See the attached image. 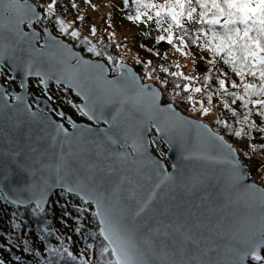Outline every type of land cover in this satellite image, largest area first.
<instances>
[{"label": "water", "instance_id": "obj_1", "mask_svg": "<svg viewBox=\"0 0 264 264\" xmlns=\"http://www.w3.org/2000/svg\"><path fill=\"white\" fill-rule=\"evenodd\" d=\"M20 5L19 14L24 16V22L19 26L22 34L19 38L8 30L10 22L6 17L0 20L5 25L0 29L3 36L0 40V91L7 93L10 105L22 109L26 103L36 116L24 112L14 115L15 109H8L6 117L0 118L3 130L0 152L20 151L19 159L27 165L22 167L11 163L9 157H0L3 160L0 193L5 200L20 208L36 206L37 201L42 200L44 211L57 191H65L93 206L100 232L96 204L86 199L79 189L69 191V188L90 175L88 164L99 162L106 166L111 163L116 171L108 174L105 167L104 188L100 190L110 197L115 190L114 199L127 209L123 228L134 245L137 259L145 264H168L170 260L181 258L179 242L183 238L179 233L164 237L152 231L157 222L164 219L186 222L184 230L191 228L194 238L200 241L198 246L189 245L193 253L197 247L200 249L199 259H211L213 264L220 260L224 264L231 257L229 249L236 240H247V234L258 227L264 207L260 200L264 185L249 175L237 147L207 121L187 114L174 103H164L162 88L153 81H144L133 65L119 62L117 73L111 75L106 61L85 56L67 39L56 35L50 26L44 28L42 37L41 30L35 26L43 17L42 11L31 0H20ZM28 8H33L36 15L28 13ZM3 68L24 87L17 91L13 83L3 84ZM29 71L33 75H29ZM36 72L42 75L37 76ZM126 76L135 77V83H126ZM33 78L46 80L43 83L46 91L52 82L71 89L81 99L79 109L88 121H77L70 116L71 126L67 127L56 119L48 98L29 95V80ZM16 95L22 96L23 101H16ZM85 105L94 106L97 113L102 110L106 120L119 112L118 124L108 133H118L119 143L105 142V147L110 152L130 153L128 160L121 163L112 156L104 160L95 155L96 145L91 141L105 140V130L112 125L84 115L88 110ZM59 112L64 115L61 109ZM17 118L25 121L19 130L13 128ZM158 126L166 127L167 131L158 132ZM61 129L66 130L67 135ZM29 130L30 137L26 135ZM141 131L146 149L137 154L131 145ZM163 144L167 147V162L153 151V146L159 149ZM104 155L108 156V152ZM232 160L239 163L238 177L230 163ZM59 164L63 166L57 170ZM124 176L128 180L120 183ZM161 180L164 183L156 188ZM117 183H120L118 190ZM153 191L156 199L152 210L135 217L139 203ZM165 205H171L173 213L178 215L170 213L160 217L156 210ZM100 235L105 241L101 232ZM173 251L177 256L165 255ZM258 251L263 255L264 248ZM250 259L252 256H247L244 264H252Z\"/></svg>", "mask_w": 264, "mask_h": 264}, {"label": "trees", "instance_id": "obj_2", "mask_svg": "<svg viewBox=\"0 0 264 264\" xmlns=\"http://www.w3.org/2000/svg\"><path fill=\"white\" fill-rule=\"evenodd\" d=\"M41 1L43 2V9L40 6L39 9L42 11L44 19L49 15L47 5L53 0ZM73 1L55 0L58 9L63 11L66 8L68 12L74 15L73 19L70 18V21L72 20L71 25L78 24L80 17L84 16L74 10ZM133 1L135 0H128L127 8L116 10L113 21L108 23L101 32H95L93 35L86 32L89 37L87 41L85 42V39L81 40L79 46L74 45V47L81 50L85 56L106 61L110 67L111 74H114L118 71L116 67L118 60L115 58L109 60L108 57L111 55L106 51L113 46H117V41L111 38L114 35L113 32L119 29L123 30V35L132 34L129 36V40L132 41L133 47L127 51V54L133 50L135 52V60L129 63L139 73L148 68L154 70L150 72L162 84L160 85L161 88L169 87L176 95V101H171V103L186 104L184 106H186L187 110L184 108L183 111L192 115L190 108L193 106L197 96V92H194L193 89L201 88L198 96L201 98L203 107H207L210 111L217 113L216 119L212 120L211 124L216 125V129L222 132L235 146H238V143H242L244 147L236 146L240 153L246 152L244 148H247V152H259L264 155V147H262L264 146V116L260 115L261 106L249 103L245 107L243 100L231 95L233 92L241 96L245 95L243 87H236L235 85H243L244 83H255L258 85L260 83L259 77L247 74L246 70V75L242 80L232 66L225 63L222 58L223 54L214 55L210 48L204 47L208 37H205L203 33H199L198 30L206 26L201 25L198 18L189 20L185 15L181 21L182 27L173 26V39L170 43L167 38L158 40L159 36L164 35L167 37L168 35L164 29L168 28L171 20L170 17L165 16L159 25L163 28L162 33H159L158 37L154 32L148 31L139 41L138 37L142 32V26L154 27L152 24L157 23L158 18L154 19L155 22L153 19L148 18L145 21L129 19V16H133L130 14L131 10L134 11V9L130 8L135 4ZM144 2L164 4L166 0H144ZM109 21L111 19H108ZM66 23L68 22L66 21ZM53 24L52 30L56 35L63 36L65 39L67 34L71 35L72 26L67 32H64L58 21H54ZM217 30H220V26H217ZM197 35L200 36L199 40H196ZM210 35L211 33L209 32ZM181 36L184 37L183 41L179 40ZM194 40L195 42H193ZM175 45L177 46L174 47ZM93 46H95L96 51H88ZM179 47H182L183 51H188L193 57L194 68L192 75L184 74L177 67L180 58L177 59L176 51ZM170 51L175 52L171 55L169 54L171 53ZM97 52L100 55H97ZM165 68L168 69L167 72L163 71ZM173 72H181L183 75L179 77L173 76L171 75ZM184 76L191 77V81L185 80ZM221 79L225 81L224 89L220 87L219 82ZM158 82L156 84H159ZM209 94H211V99H209ZM189 96L192 97L191 100L188 99ZM261 98L255 95L246 97L249 100ZM225 101L229 105L227 108L224 107ZM77 114L78 116L74 115V117L85 119L79 110ZM245 117H247V122L241 123ZM219 121H224V123ZM253 124L255 127H250ZM241 129L244 130L245 134L239 137L236 136L235 132ZM253 145H256L255 149H253ZM153 151L156 156L167 162V147L164 144L159 149L153 146ZM75 200L79 203L76 204ZM81 204L83 206H92L91 204H86L79 197L60 190L52 196L47 208L41 211L35 205L27 208L14 206L7 202L0 193V264H48L49 261H52L53 264H84V260H87L88 264H106V261L113 257L110 255V250L109 252L101 251L106 242L100 235L94 208L85 210L81 208ZM2 207L7 208L6 212L2 211ZM33 209H36V211L34 212ZM9 215L11 216L10 219H12L11 228L18 233V240L15 241L9 238V233L6 231L10 221ZM63 222H67L66 227L62 224ZM29 240H31L32 244H30ZM90 245L91 247H89ZM37 246L40 250L37 249ZM26 249H30V251H26ZM52 249H57L58 252L54 253ZM68 253L74 255L76 259L73 260ZM60 254H63L62 259ZM18 256L20 257L19 260H17ZM250 262L252 264H264V262L254 259H250Z\"/></svg>", "mask_w": 264, "mask_h": 264}, {"label": "snow or ice", "instance_id": "obj_3", "mask_svg": "<svg viewBox=\"0 0 264 264\" xmlns=\"http://www.w3.org/2000/svg\"><path fill=\"white\" fill-rule=\"evenodd\" d=\"M128 0H125L127 4ZM137 5V15L129 16V19L139 20L141 15H147V13L141 12V8L147 9L152 8L155 11V15L158 18L157 24L160 25L165 16L170 17L171 23L168 28L164 29L168 33L167 37L161 35L158 37V40L168 39L171 43L172 28L173 26L182 27V19L184 16H187L189 20H195L198 18L199 23L206 27L199 28L198 32L203 33L205 37H208V40L205 42L204 47L210 48L212 53L223 54L222 58L225 63L230 64L233 70L241 77L243 80L247 74L256 77H259L260 83L257 85L255 83H244L243 85H235L236 87H243L245 95L241 96L236 92L231 93L232 96H236L238 99L244 101L245 107L249 103L256 104L260 107V115L264 116V0H166L164 4H154V3H145L144 0H135ZM55 0L53 3L47 5V11L49 14L53 12ZM27 7V6H25ZM199 9V11H198ZM21 5L20 0H0V20L2 18H7L9 20L8 30L12 32L17 38L22 34L19 31V26L24 22V16L20 15ZM28 13L35 16V10L33 8H28ZM148 19H152L151 16H147ZM83 19V17H80ZM59 24L62 31L67 32L71 27V24L66 23L63 19H60ZM31 23V20H29ZM217 26H220V30H217ZM5 25L0 22V29L4 28ZM209 32L211 35L209 36ZM93 33H95V27L93 26ZM72 37H79V31H72ZM184 37H179L180 41H183ZM200 36L197 35L196 40H199ZM0 40H3V36L0 35ZM87 38L85 37V42ZM195 42V40L193 41ZM178 50H182L179 49ZM88 51H96L95 46L88 49ZM97 55H100L97 52ZM109 60H113L114 57L109 56ZM151 63V61H149ZM101 67V66H97ZM179 67V65H177ZM163 71L167 72L168 69L165 68ZM33 75L31 71L28 73ZM35 75H42L40 72H36ZM173 76H182L181 72L171 73ZM151 76V73H149ZM185 80L191 81V77L184 76ZM46 80L41 81V83H46ZM126 83H135V77H125ZM109 83H115L114 81H109ZM220 87L225 88V81L220 80ZM23 88L24 85L21 84ZM142 91V89H141ZM194 92H201V88H194ZM226 91V89H225ZM259 96L261 99L249 100L246 97ZM85 99H88L86 96ZM153 103L155 102V94H153ZM189 100L192 99L191 96L188 97ZM209 99H211V94H209ZM16 101H23V97L20 95L15 96ZM87 111L84 112V115L89 116L93 120H104V123L112 125L109 129L105 130V140H93L92 144L96 145L95 155L97 157H103L104 160H107L109 156L115 157L119 162L123 163L128 160L131 156L127 152H110L107 147H105V142H110L111 144H117L119 141L116 139L118 133H113L109 135V132H112V128L116 127L118 124L119 112L116 115H113L110 120L104 119V113L101 110L97 113L94 106L89 107ZM224 107H229L227 101L224 103ZM15 109V114L20 112L28 113L30 116L35 117L36 113L31 112L30 106L24 103L23 108L19 106L10 105L8 103L7 93L0 91V118L6 117V110ZM83 111V109H81ZM201 110L204 114H207L210 109L207 107L201 106ZM25 121L22 119H15L13 122V128L19 130ZM224 123V121H219ZM247 122V117L241 123ZM75 127V125H73ZM250 127H255V125H250ZM67 135V131L61 129ZM91 132V129L87 130ZM158 132H166V127L158 126ZM0 134H3V130L0 129ZM245 134L244 130H238L235 132L236 136H241ZM27 136H31V130L26 133ZM55 139V138H54ZM222 139V137H218ZM87 143V141H84ZM131 147L137 154H142L146 145L143 140V132H138L136 137L132 141ZM253 149L256 148V145L252 146ZM264 147V146H262ZM108 152V156H105L104 153ZM231 154V150H230ZM0 157H9L11 163L21 165L22 167L27 166L19 158L21 157L20 151H8L0 152ZM61 160L63 161V154H61ZM233 164L234 174L239 176V163L235 160L230 161ZM0 165H3V160L0 159ZM63 165H57V170H59ZM105 167L107 168V173L112 174L116 171L113 164L109 163L106 166L102 165L99 162L88 164L87 168L90 173L88 177L83 180L76 182L75 186L70 187L69 191H75L79 189L83 193L86 199L92 200L97 207L96 215L100 218V232L104 236L107 243L101 249L102 252H109L113 257L106 261V264H145L144 261L136 258L134 254V245L131 243L130 238L125 235L123 228V221L127 215V209L121 207L116 200L115 190L110 197L106 191H101L100 189L104 188L105 183ZM99 176V179L97 177ZM7 179V176L3 177ZM128 180L127 176L121 177L120 183ZM120 183L116 184V190L119 189ZM164 183V180H161L159 184L156 185V188H159L161 184ZM134 196V194H133ZM156 199V192L153 191L149 197L139 203L138 207L134 212L135 217H140L143 213L148 210H152L153 202ZM261 204L264 206V192L261 193ZM41 201H37L36 208L43 211L41 208ZM35 212L36 209H33ZM160 217H167L170 213L174 216L178 215L173 213L171 205H165L164 207L156 210ZM186 227L185 223H176L175 220L165 221L160 219L157 222V226L152 229L157 235H162L168 237L174 233H179L183 238L179 244V255L180 259H173L168 261V264H213V261L209 259L204 261L199 259L200 249L197 247L196 252L193 253V250L189 245H199L200 241L194 238V235L191 231V228L184 230ZM247 240H236L229 251L232 253L231 257L224 262V264H244V260L247 256L251 255L252 258L256 261L264 262V255H261L258 250L264 248V207H262L259 224L253 231H250L248 234ZM175 243V242H174ZM244 245L241 247L240 245ZM91 247V245L89 246ZM167 248V245H164ZM30 251V249H26ZM54 253H57V249H52ZM211 251V249H209ZM73 260L76 259L74 255L68 253ZM177 252L173 251L171 253L165 252V255H171L173 257L177 256ZM61 259L63 258V254ZM20 257H17L19 260ZM48 264H53L52 261H49ZM84 264H88L87 260H84ZM214 264H221L220 260L214 262Z\"/></svg>", "mask_w": 264, "mask_h": 264}, {"label": "rangeland", "instance_id": "obj_4", "mask_svg": "<svg viewBox=\"0 0 264 264\" xmlns=\"http://www.w3.org/2000/svg\"><path fill=\"white\" fill-rule=\"evenodd\" d=\"M31 1L35 2L37 4L38 8L40 6L41 9H43V7H42L43 2L41 0H31ZM133 2L135 4H134V6H131L130 8L134 9V11L131 10L130 14L133 16H136L137 15V5H136L135 1H133ZM51 3H53V1L50 2V4ZM72 4L75 7L74 10L76 12L84 15L83 19H80L78 24L75 23V24L71 25L73 27L72 31H79V29L81 30L82 25H83L84 28L86 29L85 31L91 35L94 34L93 33V26L95 27V32H101L104 29V27H106V25L108 23L113 21L114 14H115L114 12L116 10L125 9L128 7L127 4L125 3V0H74ZM155 11L156 10H154V9L152 10V8H147V9L141 8V12L147 13V15H141L140 20L145 21L147 16H151L153 21H154V19L156 18ZM63 14H66V15H63ZM73 16L74 15L71 12H68L66 8L63 9V11H61V9H58L56 7V4H54L53 12L51 14H49L46 18H44L43 21H41V24H38L37 27H40L43 29V27L49 25L51 28H53V25H54L53 22L59 21L60 19H63L65 22L67 21L69 24H72L71 23L72 20L70 21V18L73 19ZM87 17H91L92 20H94L93 23H87V24L84 23L83 24V22L85 21V19ZM108 19H111V21L108 22ZM95 23L100 24L102 26V28L98 29ZM153 25H154V27H151V26L148 27L146 25L142 26V29H141L142 32L140 33L141 37L140 36L138 37L139 41L141 40V38L143 36H145V34H147L148 31L154 32L157 35V37H158L159 33H162V28H163L162 26H159L157 23L152 24V26ZM122 32H123V30L118 29L116 32H113L114 35L111 37L113 40L117 41L116 45L118 47V51L115 54V56H117V57H115V56H113V57L116 60H118V63L119 62L129 63V62H132L135 60V55H134L135 52L133 50L130 51L129 54H127L128 53L127 51L133 47L132 41L129 40L130 39L129 36H131L132 34L128 33V35H123ZM124 36H128V37H124ZM61 37H63V36H61ZM66 39L69 40V42L72 43L73 45L79 46L81 40H84L85 37H83V38L72 37L71 35L67 34ZM176 46L177 45H175L174 47H176ZM112 48H109V50H112ZM179 49H182V47L181 48L179 47ZM170 52L171 53H169V54L173 55L174 54L173 52H175V51H170ZM176 53L178 55V58L177 57H175V58H177V59L180 58V60H179L180 70L183 71L184 74L192 75L193 68H194L192 55L190 53H188V51H186V50L183 51V49L182 50L177 49ZM167 60H168V56H167ZM150 71H154V70H151L148 68L147 70L141 72L140 75H141L142 79L144 81H153V82L156 81V82H158V79ZM149 73H151V76H149ZM6 80H10V78L8 76L6 77V74H4L2 77V81L5 82ZM158 85L160 86L162 84L159 83ZM162 88L164 89L165 87H162ZM61 93H63V92H61ZM198 94H200V92L196 94L197 96L195 97V102L193 103V106H191V108H190V110L192 111L191 112L192 116H194L198 119H201V120H205L211 124L212 120L216 119L217 113L214 111H209L207 114H204L203 111L201 110L202 103H201V98L198 96ZM68 97L70 98L71 96L69 95ZM162 101L164 103L171 102L170 97L168 96V94L166 92H163ZM75 104H76V101H75ZM181 105H183V104L180 103L179 105L177 104L176 106L180 107ZM184 105H186V104H184ZM77 106L78 105L73 106V114L76 116H78L77 111L79 110V108H77ZM184 108L186 109V106H184ZM212 126L216 129V125H212ZM238 146L244 147L242 143H238ZM244 149L246 150V152H244V153L239 152V153L241 154V157H242L245 165L248 168L249 175L264 185V155L260 154L259 152H247L248 151L247 148H244ZM75 203L78 204L79 202L77 200H75ZM92 207L93 206H86V205L83 206L82 205L81 208H84L85 210H92ZM1 209H2V211L6 212L7 208L2 207ZM10 218H11V216L9 217V219ZM66 223L67 222L62 223L64 225V227H66ZM8 224L9 225H8V228L6 231H7V233H9L8 234L9 238L14 240V241L18 240L17 231H13V229L11 228L12 219H10ZM64 229H67V228H64ZM29 242H30V244H32L31 240H29ZM37 249L40 250V248L38 246H37Z\"/></svg>", "mask_w": 264, "mask_h": 264}, {"label": "flooded vegetation", "instance_id": "obj_5", "mask_svg": "<svg viewBox=\"0 0 264 264\" xmlns=\"http://www.w3.org/2000/svg\"><path fill=\"white\" fill-rule=\"evenodd\" d=\"M41 21H43V17L41 20H39L38 22L35 23V26L37 27L38 24H41ZM45 27H43V29L40 27H37L39 30L42 29L41 30L42 37L45 35V31H44ZM4 74H6V77L8 76L10 78V80H6L5 82H3V84L13 83L16 90L19 91L21 89V84L18 83L17 81H14L12 79L11 74L5 68H3V70H2V77ZM115 74L116 73L111 74V75H115ZM41 81L42 80L39 78H33V79L29 80V95H37L39 97L48 98L50 103L52 104V106L55 109L53 111V114H54L56 119L61 120L68 127L71 126L70 116L77 121H81V120L88 121L85 117H84L85 119H78V118L74 117L73 106L78 105L77 108H79V103L81 102V99L78 98L71 89H69L63 85H57L56 83L52 82L50 84L48 90L46 91L45 87H44L43 83H41ZM61 92H63V93H61ZM67 95L68 96L70 95L71 97L69 98ZM75 101H76V104H75ZM31 103H32V101H31ZM32 107H34L33 103H32ZM60 109L63 111L64 115L60 114V112H59Z\"/></svg>", "mask_w": 264, "mask_h": 264}, {"label": "built area", "instance_id": "obj_6", "mask_svg": "<svg viewBox=\"0 0 264 264\" xmlns=\"http://www.w3.org/2000/svg\"><path fill=\"white\" fill-rule=\"evenodd\" d=\"M93 21L94 20H92V18L91 17H87L86 19H85V21L83 22V24L84 23H93ZM96 24V26H97V28L98 29H101L102 28V26L100 25V24H98V23H95ZM86 29L84 28V26L82 25V28H81V30L79 29V32H80V38H83V37H86V38H89L88 37V35L86 34V31H85ZM107 51V53L108 54H110L111 56H115V54H116V52L118 51V47L117 46H114L113 48H112V50H106ZM115 57H117V56H115ZM119 58V57H118ZM162 91L163 92H166L167 94H168V96L170 97V100L172 101V102H175L176 101V95L172 92V90H171V88H169V87H165L164 89L162 88ZM182 111H183V109H184V105H181L180 107H179Z\"/></svg>", "mask_w": 264, "mask_h": 264}]
</instances>
